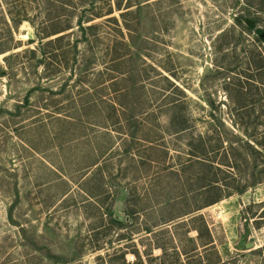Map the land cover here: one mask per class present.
I'll return each mask as SVG.
<instances>
[{
  "label": "rangeland",
  "instance_id": "rangeland-1",
  "mask_svg": "<svg viewBox=\"0 0 264 264\" xmlns=\"http://www.w3.org/2000/svg\"><path fill=\"white\" fill-rule=\"evenodd\" d=\"M259 31L264 0H0V264H264Z\"/></svg>",
  "mask_w": 264,
  "mask_h": 264
},
{
  "label": "trees",
  "instance_id": "trees-1",
  "mask_svg": "<svg viewBox=\"0 0 264 264\" xmlns=\"http://www.w3.org/2000/svg\"><path fill=\"white\" fill-rule=\"evenodd\" d=\"M235 20H237L238 22L241 21V17L236 16ZM244 20V22H246V24L252 28V21L248 18L246 19H242ZM260 33L263 31H259ZM252 138L254 140H252ZM240 139V149L241 151H249V153L252 154H256L259 155L260 157H262L263 161H264V131L261 133L260 135V139H257L256 137H252L251 135L245 136V138H239ZM233 143L230 141L229 139V149L227 148H223L221 155H223V158L226 159L229 163L233 160L234 164L233 166H229L227 167L224 172H225V177H222L221 179H216L213 181V189L216 190H220L224 193H222V195L228 196L230 194L229 189H235L237 191H242L245 187V185H241V182L239 181L242 178H245V170L242 168L243 166L238 165L237 163H242L241 161V153L237 152V148L233 147L232 145ZM232 164V163H231ZM220 166H216V169L218 170H222L220 169ZM234 168H236L237 172L239 173V178L236 179L237 175L234 172ZM248 176H252L254 178V182L255 181H259V180H263L264 179V162L261 163L260 165H255V167L253 169H251V172ZM220 198L217 197V199H215V201H217ZM264 217V205L262 206V209L260 211V213L257 216H254L255 218V224L259 223L260 220H262L261 218ZM113 222L118 223L117 220H112Z\"/></svg>",
  "mask_w": 264,
  "mask_h": 264
},
{
  "label": "water",
  "instance_id": "water-1",
  "mask_svg": "<svg viewBox=\"0 0 264 264\" xmlns=\"http://www.w3.org/2000/svg\"><path fill=\"white\" fill-rule=\"evenodd\" d=\"M263 34H264V33H263V32H261V35H263ZM116 218H117V219H119V218H118V216H116Z\"/></svg>",
  "mask_w": 264,
  "mask_h": 264
}]
</instances>
